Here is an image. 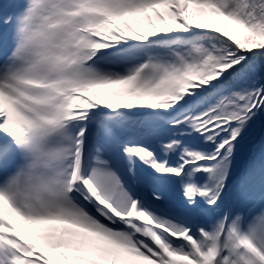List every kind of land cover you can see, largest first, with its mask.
I'll use <instances>...</instances> for the list:
<instances>
[{
	"label": "snow or ice",
	"instance_id": "snow-or-ice-1",
	"mask_svg": "<svg viewBox=\"0 0 264 264\" xmlns=\"http://www.w3.org/2000/svg\"><path fill=\"white\" fill-rule=\"evenodd\" d=\"M0 264H264V0H0Z\"/></svg>",
	"mask_w": 264,
	"mask_h": 264
}]
</instances>
